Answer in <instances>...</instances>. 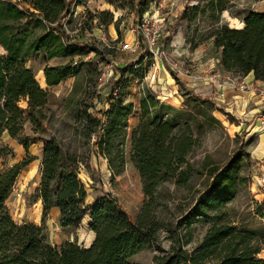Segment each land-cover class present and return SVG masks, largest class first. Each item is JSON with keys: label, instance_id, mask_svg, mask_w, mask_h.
I'll use <instances>...</instances> for the list:
<instances>
[{"label": "trees", "instance_id": "trees-1", "mask_svg": "<svg viewBox=\"0 0 264 264\" xmlns=\"http://www.w3.org/2000/svg\"><path fill=\"white\" fill-rule=\"evenodd\" d=\"M87 0H74L82 5ZM232 0H208L200 11H208L214 24L196 42L185 38L189 48L204 40H211L219 49V65L224 72L244 77L251 74L255 80H264V12L247 10L243 28H231L219 22V14ZM116 7L127 5L136 17L146 11L150 0H105ZM69 10L66 0H0V136L6 133L26 151L29 137L22 135L25 122L33 133L43 129L46 120L48 93L25 66L26 59L44 52L47 59L71 57L81 47L68 42L61 20ZM199 11L193 5L182 8L178 19L189 20L188 12ZM99 26L112 24L109 10L103 9L90 17ZM92 51H96L92 48ZM108 51V50H107ZM150 64L141 67L136 60L119 67L116 82L100 116L84 110L80 127L85 139L95 136V154L106 162L111 174L121 172L123 157L121 145L131 114V102L120 95L124 77L128 82L141 77ZM43 82L54 86L76 73L73 62L42 68ZM179 88L181 107L175 108L157 99L148 91L140 97L138 123L131 135L130 160L137 170L143 201L133 221L107 194L86 202V190L78 177V159L74 153L63 151L54 136L42 142L39 180L35 198L41 201L42 219L51 207L58 209L60 227L76 225L87 214L88 229L93 239L87 247L63 241L59 245L45 242L40 226L16 223L12 220L5 200L16 177L34 158L26 155L20 161L0 171V264H137L130 259L143 249L161 251L157 242L159 222L155 216L158 186L180 174L186 155L195 138L194 130L215 121L213 111L231 115L217 108L210 98L200 97L187 89L171 74ZM117 87L116 93L112 94ZM24 103V105H22ZM243 150L234 152L221 166L208 168L209 181L195 197L192 206L175 225L190 226L204 221L207 227L190 251L183 250L175 237H170L168 252L154 255L155 264H264L258 254L264 248L254 232L233 225L222 208L235 196L237 186L244 183L240 175L244 164ZM6 151L0 150V156ZM248 156V154H246Z\"/></svg>", "mask_w": 264, "mask_h": 264}, {"label": "rangeland", "instance_id": "rangeland-1", "mask_svg": "<svg viewBox=\"0 0 264 264\" xmlns=\"http://www.w3.org/2000/svg\"><path fill=\"white\" fill-rule=\"evenodd\" d=\"M157 1L150 0L141 18L136 17L127 5L116 7L105 0H87L76 8L69 7V15L63 18L64 21L66 20L68 42L80 46L81 49L67 58L47 59L44 52H37L26 59L25 66L31 70L39 86L48 93L46 120L42 131L38 133L32 132L29 123H24L22 135L29 137L26 151L15 139L10 138L6 133L1 134L0 150L6 151V154L0 156V171L21 160L27 154L40 155L43 140L52 135L63 151L74 153L77 156L78 177L86 192L91 195L86 198V202L90 203L96 194H107L131 221L134 220L143 201V195L137 170L130 160L131 135L138 123L140 97L145 91L154 93L141 80L128 82V75L123 79L124 87L120 95L126 96L124 102H131L132 111L127 118L121 145L123 166L118 174H111L106 168L105 160L95 154V136L91 135L89 139H85L79 122L84 110L100 116L106 108L104 99L108 97L116 82L119 67L136 60L141 67L153 62L147 56L146 48L140 38L131 31L141 19L145 20L154 15L163 19L164 31L161 43L167 46L169 59L179 66L180 62L172 52L174 46L188 45L185 38L191 43L196 42L214 26L208 17L209 12L200 11L204 9L208 0H165L162 3L164 6L162 9L157 7ZM247 2L248 0H232L231 3L226 4V9L229 13L243 15L247 11ZM166 3L170 7L168 14L165 11ZM193 5L198 6L199 11L194 14L189 11V20L178 19L182 8L189 9ZM103 9L112 13L113 20L118 19L116 27L112 24L99 26L95 21H91L90 17ZM220 15L221 13L218 23H221ZM81 22L85 28L91 29L93 36H85L84 28L77 26ZM98 36H104L105 43L99 41ZM207 41L204 40L200 44L204 45ZM124 42L133 45V50L120 49ZM92 48L96 51H92ZM2 53L3 50L0 48V54ZM69 61L74 64L75 75L61 80L54 86H46L43 82L42 68ZM107 64H110L112 74L98 86V71ZM164 67L169 70L165 65ZM180 107L181 103L175 108ZM212 115L215 121L204 124L198 131H193L195 141L186 155L185 164L179 168L180 174L162 182L157 188L155 216L159 222L157 242L161 251L143 249L131 257L132 262L155 264L152 260L153 256L168 252L171 236H176L183 250L190 251L194 247L202 237L207 223L194 221L190 226L182 224L178 227L175 223L188 211L196 195L208 184V168L221 166L234 152L241 150L244 152V164L240 175L244 177V183L237 186L234 198L222 208V212L236 227L254 232L258 243L264 246V193L256 180V174L259 173L256 164L263 160L254 158L258 133L256 130L250 131L249 123L240 122L233 117L229 119L219 111H213ZM252 125L258 127L257 123ZM38 169L39 164L36 159H33L16 177L12 188L19 193V196L10 192L8 204L12 220L17 223L37 222L46 239L52 243L56 241L57 243L54 244L56 246L66 239L87 243L89 233L83 225L65 229L59 226L57 215L51 211L44 219L39 212L35 211L33 201L38 183ZM260 254H258L259 257Z\"/></svg>", "mask_w": 264, "mask_h": 264}, {"label": "crops", "instance_id": "crops-1", "mask_svg": "<svg viewBox=\"0 0 264 264\" xmlns=\"http://www.w3.org/2000/svg\"><path fill=\"white\" fill-rule=\"evenodd\" d=\"M231 2L232 1H229V3ZM246 5L247 10L264 12V0H248ZM243 17L244 14L238 15V13H229L228 9H225L221 12L220 22L231 28H243ZM172 52L179 60L181 66V72L176 77L187 89L197 96L210 98L216 107L230 114L234 119L249 123L250 125L248 128L250 127V131H257L258 135L256 138V152L254 158L264 160V130L260 127L258 122L260 114L264 112V80H255L251 74L238 77L234 74L224 72L218 61L219 49L216 50L212 47L210 39H208L204 45L199 43L193 48H189L187 44L184 46H174ZM172 73L173 72L167 70L162 63L152 62L144 73V76L138 77L136 80L145 82L157 99L173 107H177L180 105L182 98L179 95L178 86L172 79ZM240 81L247 84L246 90L237 89L236 83ZM27 123L28 122H25V124ZM253 123H257L258 127H254L252 125ZM39 156H41V152L38 156H32L39 164L38 180L41 160ZM86 195L87 198L91 196L88 192H86ZM102 195L103 194H96L90 203ZM9 202L10 195L4 202L7 208L9 207ZM33 204L35 211L41 214V201L38 197L35 198ZM50 211L54 215H57L58 219V209L56 207H51L47 214ZM88 221V215L85 214L78 224L73 225L75 227L83 225L88 230L87 243H80L71 239H66L64 241L74 242L79 246L87 247L93 239V233L87 227ZM27 223L38 226V223L34 221H27ZM73 226L63 228L67 229ZM42 234L46 243L50 245L57 243L56 241L54 243L48 241L44 232H42ZM260 257L264 258V250H262Z\"/></svg>", "mask_w": 264, "mask_h": 264}, {"label": "built area", "instance_id": "built-area-1", "mask_svg": "<svg viewBox=\"0 0 264 264\" xmlns=\"http://www.w3.org/2000/svg\"><path fill=\"white\" fill-rule=\"evenodd\" d=\"M68 2L69 7H78L79 5L74 4V0H66ZM165 0H158L156 5L158 8H163L164 6L162 3H164ZM165 11L168 14L170 11L169 5L167 3L165 4ZM69 10L66 16L69 15ZM160 16H150L147 19L143 20L141 19L134 28L131 29L132 32L137 34V36L140 38L142 43L144 44L146 48V54L149 56L153 62H159L165 65L170 71L174 73L175 76H178L181 72V67L178 64H175L169 59V54L166 50L165 45L161 43L163 39V31H164V21ZM62 19L61 26L66 33H68L66 27H65V21ZM78 27L84 28V34L85 36H93L91 33V29H87L84 27L83 23L77 24ZM98 40L102 43H105L104 36H98ZM120 49L122 50H133V45L130 43L124 42L121 44ZM111 66L110 64L104 65V68L102 70L98 71V77H97V83L98 86H100L109 75H111ZM144 76V74L142 75ZM236 87L239 90H246L247 84L243 81L237 82ZM117 90V87L113 89L112 94H115ZM260 127L264 130V112L260 114L258 119ZM257 169H259V173L256 174V180L259 188L264 193V160L261 163H257ZM11 194H14L15 196H19L18 192H15L13 188L11 189Z\"/></svg>", "mask_w": 264, "mask_h": 264}]
</instances>
